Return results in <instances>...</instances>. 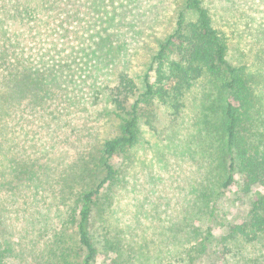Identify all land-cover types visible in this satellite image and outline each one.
I'll use <instances>...</instances> for the list:
<instances>
[{"label":"rangeland","instance_id":"374dc122","mask_svg":"<svg viewBox=\"0 0 264 264\" xmlns=\"http://www.w3.org/2000/svg\"><path fill=\"white\" fill-rule=\"evenodd\" d=\"M113 1L108 18L105 11L88 19L78 14L67 28L71 37L60 40L59 32L54 34L57 44L50 48L62 68L54 71L59 77L53 87L65 94L60 105L29 106L27 87L24 103L0 110V264H78L72 224L80 194L93 189L95 215L88 227L98 248L93 264H167L188 255L195 264H264V235L260 242L234 249L222 244L228 225L249 210L256 186L242 191L235 175L223 186L229 162L225 93L210 74L186 91L176 116L140 99L137 140L108 160L114 177L97 188L106 176L101 143L120 133L121 123L109 107L113 85L127 73L142 92L151 56L183 8V0ZM202 1L227 38L228 59L249 80L251 119L260 130L264 0ZM74 33L84 39L76 40ZM49 57L34 66L48 67ZM31 76L25 71L0 75V103L6 104L9 81ZM48 79L36 82L42 88ZM4 111L9 112L3 116ZM61 246H70L66 260L60 257Z\"/></svg>","mask_w":264,"mask_h":264},{"label":"trees","instance_id":"16d2710c","mask_svg":"<svg viewBox=\"0 0 264 264\" xmlns=\"http://www.w3.org/2000/svg\"><path fill=\"white\" fill-rule=\"evenodd\" d=\"M104 1L0 0V67L4 68L0 75L12 77L24 71L32 74L31 79L23 78L16 84L9 81L6 104L0 103V110H4L11 102L24 103L25 90H22L27 87L31 88L28 89L31 92L29 106L38 107L39 102L50 105L56 101L60 105L65 94L53 87L56 84L53 81L59 77L54 71H61L59 68H62L56 64L55 50L51 49L57 44L54 34L59 32L58 38L65 39L62 35L68 34V25L73 27V18L78 14L88 19L90 15L97 14L96 11H105L104 17L108 18L114 1L109 0L110 5L107 0ZM91 31L90 27L86 34ZM74 34L76 40L84 39V36ZM41 41L44 42V47L34 48L33 45ZM227 54V38L214 23L203 1L183 0V8L178 13L173 31L158 42V49L144 71L142 92L127 73H120L113 85L109 94V107L110 112L121 123L120 133L101 143L106 176L100 180L97 188L114 177L112 158L125 153L137 140L140 99L145 98L147 102L163 107L171 116H176L183 106L186 91L200 77L210 74L220 82L225 93L223 128L227 135L226 155L229 162L228 176L223 186L232 183L234 175L237 176L235 181L240 183L242 191L249 192L256 186V197L245 216L230 223L226 234L222 235L224 247L234 249L238 244L245 246L260 242L264 235V128H254L251 119L254 107L253 89L242 67L234 65ZM46 55H51L48 67L37 69L34 64ZM33 58L35 62L32 64ZM45 78L49 79L42 83L47 86L40 88L36 79L42 81ZM38 108L42 110L41 107ZM8 112L4 111L3 116ZM43 117L46 116L43 114ZM96 191L93 189L80 194L78 218L72 224L77 241L78 264H93L98 252L88 232L91 218L95 215L92 203ZM69 248L70 246H61V259L66 260ZM167 264L195 263L193 257L188 255L186 259L169 261Z\"/></svg>","mask_w":264,"mask_h":264}]
</instances>
